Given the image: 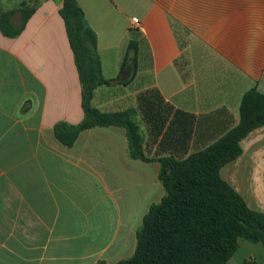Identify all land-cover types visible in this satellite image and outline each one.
Wrapping results in <instances>:
<instances>
[{"label": "crops", "instance_id": "0c3cea01", "mask_svg": "<svg viewBox=\"0 0 264 264\" xmlns=\"http://www.w3.org/2000/svg\"><path fill=\"white\" fill-rule=\"evenodd\" d=\"M0 0L3 13L14 12ZM97 36L102 73L92 106L134 111L143 149L120 126L81 131L82 83L60 10L43 0L15 35L0 27V264H117L132 257L144 217L166 194L159 158L184 160L240 122L243 96L264 95V0H77ZM138 23H134L133 19ZM131 42L132 74L119 81ZM221 177L264 214V126L240 142ZM228 264H264L239 240Z\"/></svg>", "mask_w": 264, "mask_h": 264}, {"label": "trees", "instance_id": "16d2710c", "mask_svg": "<svg viewBox=\"0 0 264 264\" xmlns=\"http://www.w3.org/2000/svg\"><path fill=\"white\" fill-rule=\"evenodd\" d=\"M62 1L60 13L81 78L85 118L78 125L58 124L56 137L72 146L85 129L120 126L127 130L131 157L152 161L144 154V140L133 110L104 113L92 106L95 90L109 83L102 73L97 36L77 0ZM33 11H23L22 26ZM10 16L0 11V27L15 36L20 29H13ZM137 50V43L131 42L121 73L130 59L136 60ZM261 126L264 95L253 88L243 96L239 124L218 141L184 160L157 159L166 194L144 217L134 255L117 264H228L240 239L264 244V214L252 210L221 177V169L241 155V140Z\"/></svg>", "mask_w": 264, "mask_h": 264}, {"label": "rangeland", "instance_id": "374dc122", "mask_svg": "<svg viewBox=\"0 0 264 264\" xmlns=\"http://www.w3.org/2000/svg\"><path fill=\"white\" fill-rule=\"evenodd\" d=\"M40 1L43 0H11V1H6L5 7H13L14 12H20L23 15V11H28L33 8H35L36 5L39 4ZM0 11L3 13V11L0 9Z\"/></svg>", "mask_w": 264, "mask_h": 264}, {"label": "water", "instance_id": "95a60500", "mask_svg": "<svg viewBox=\"0 0 264 264\" xmlns=\"http://www.w3.org/2000/svg\"><path fill=\"white\" fill-rule=\"evenodd\" d=\"M132 74V69L131 68H127L122 74H121V79L123 81H127L130 76Z\"/></svg>", "mask_w": 264, "mask_h": 264}, {"label": "built area", "instance_id": "2783aa9c", "mask_svg": "<svg viewBox=\"0 0 264 264\" xmlns=\"http://www.w3.org/2000/svg\"><path fill=\"white\" fill-rule=\"evenodd\" d=\"M133 22L137 24L138 20L135 18V19H133Z\"/></svg>", "mask_w": 264, "mask_h": 264}]
</instances>
